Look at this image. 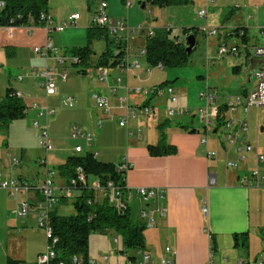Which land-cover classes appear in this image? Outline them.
I'll list each match as a JSON object with an SVG mask.
<instances>
[{"label": "crops", "instance_id": "crops-1", "mask_svg": "<svg viewBox=\"0 0 264 264\" xmlns=\"http://www.w3.org/2000/svg\"><path fill=\"white\" fill-rule=\"evenodd\" d=\"M192 1L194 2V0ZM263 2L264 0H261V3ZM225 3V8L228 9L224 13L223 9H221V14L216 12L218 14V19H216L219 23L218 25L207 19L204 26L197 28H199V32L202 36L205 37L208 49L212 45L209 36L215 35L207 36L203 30L207 26L218 27V35L222 33L221 37H216L218 42H225L229 46H236V50L228 52L225 55L233 57L229 59V61L232 60L230 65L233 67L239 66V68H236V73H233L235 79L231 78L230 80L231 84L236 85V89L238 88L239 93L245 95L254 87L255 80L252 77V69L257 67L260 63L259 58L251 54L250 48L253 45L259 44V41H257L259 38L257 32L264 24L257 26L253 34L254 31L251 32L250 30L251 25L245 23L247 19H245V22L241 21V14L234 17V10L240 8V5L238 3L234 5V1ZM198 5L201 7L207 6V11L210 7H218L210 6L207 0H201ZM238 11L240 10L238 9ZM47 13L52 17L53 25L59 22V19L53 16L49 10H47ZM74 13L76 12L71 13V15ZM80 17L79 15L78 20ZM125 21L127 24L128 19ZM256 22V24H258V19H256ZM237 26L245 27V37L241 36L240 33H232ZM163 27H171V25L164 24L160 28ZM152 30L154 31V29ZM124 31H119L120 37L127 35ZM179 31L176 34H180ZM139 32L137 37L142 38L143 41H140L142 39H138L139 43L137 44H130L128 42V58L132 60L138 57L141 63V59L144 61L145 59L139 56V51L145 45L146 35L142 34L143 30ZM172 34L174 35L173 32ZM197 34L195 35L196 37ZM47 38H50L52 43L50 32H47L44 26H0V49L6 48L7 56L17 55V48H29L33 50L34 46H43ZM101 40H95L93 43H99ZM261 43H263L262 40ZM52 46L55 47L53 43ZM90 46L93 50L91 62L87 66H83L85 72L80 73L81 75H89V77L94 80V83L87 85V88L84 90L86 84L84 77L78 78L77 80L74 76L72 80H67V78L62 80L59 75L54 74L53 79L56 85V92L51 95H46L44 87L42 86L44 82L42 71L39 74L43 80L40 85L43 88H40L43 92L40 93L38 102H43L44 104L34 102L37 100V89L32 85V76L30 73L32 74L36 68H34L32 72L26 69L27 74L25 78H23V75H18L16 79L11 80V77L4 75V73L0 75V79H2L3 84H5V90L6 87L11 85L21 93L24 104L28 106L27 108H30L31 113L28 115H35L36 117L34 120L41 117L45 119V123L41 124L39 128L45 129L50 135L52 149L55 146V154L49 156V160L58 161L56 171L54 172L57 178H53L55 193L60 197L59 203L53 209L57 214L60 203L64 204V202L70 201L73 204V199L78 194L77 190L68 192L67 189H65L66 177L60 172V166L65 163L67 158L76 154L74 153L76 145H82L83 152L81 154L93 152L96 154L95 156L97 159L102 162L118 163L122 160H126L131 166L125 173V184L128 188L144 186L161 188L164 190L163 198L154 202L145 203L134 193L128 202L131 214L133 209H135V214L138 217L137 219H142L143 223L145 219L140 217L141 210L149 211L157 206L166 209L164 216L154 215L155 221L152 228L146 227L151 230V234L144 230L143 248L135 249V255H128V250H126V252L122 250L120 252L126 254L125 256L123 254L113 253L109 256L108 252H93L91 247H88V257L94 259L99 264H128L129 262H131V264H139L141 260L140 250H147L151 256L150 263L157 264L164 255L165 246H170L172 248L174 252L173 258L178 264H207L209 259H211L214 264H223V259L226 260L227 264H234L242 259L254 260L264 255V236L262 237L264 227H257V235L259 233L261 235L260 238H256L259 239L260 242L257 248L258 250L252 252V244L250 243V235L253 228L250 221V209L251 205L254 204V201L251 204L253 194L251 191L254 189L264 190V188L243 184V180L250 177L251 170L257 165L264 170V162L258 163L256 161V153L264 155V152L260 149L258 144L257 146L255 145L254 151L252 152L242 150L246 144H252L244 141L246 132L238 130L239 122H237L236 119L228 121L227 115L228 112H233L235 115L238 110L243 112L242 109L236 108L233 111L227 109L223 105L225 99L218 101L217 90L208 85L210 73L207 70L209 66L215 64L216 61H214V63L211 62L214 57L211 55L206 56V58L210 60L208 63L207 59L205 60L206 74L205 76L198 75L201 80H204L205 89L209 88L216 93V103L219 107V117L213 118L209 128H206L200 116L193 112L189 113L190 109L182 103L178 94L180 87H176V83H174L176 79H169L168 72L156 79L150 78L148 75H151L153 72L152 69H150L152 65L145 62L146 64L143 66L141 64L139 69L126 73L120 68L118 63L113 65L98 63V57L105 48V42L103 46H101V51L98 52L95 51V45L92 44ZM63 55L57 53L56 50V53L51 54L48 60L44 57L46 59V66L53 70H60V68L58 69L56 66H49L48 62L52 59L61 67V65L65 63L60 61ZM243 65H245L248 70L247 73L241 77ZM91 66L93 68L92 75L89 71ZM101 69H106L108 71L107 80L105 81H101L98 77V73ZM19 76L21 77L19 78ZM118 79H120V81H118ZM66 80L67 82L65 85L63 83ZM76 81L78 82L76 83ZM56 83L59 84L57 85ZM160 84H163L162 86H172L177 95L176 105L186 110V112L183 111L182 113L171 115L180 117L178 120H171L170 115L166 113V106L171 104L169 97L167 95L159 96L152 92L153 88ZM91 87H93L91 98L95 103L91 104L93 109L84 108L83 103L87 100V92L89 93ZM126 87H129V90H126ZM70 94H72L75 100H78V104H82V106L66 111L63 108L72 107H64L62 105V100ZM94 94L99 95L105 100L108 107L107 111L94 99ZM121 97L127 98L129 106L137 110L135 116L128 117L124 126H120L119 124L126 114V110L119 100ZM2 99H0V101ZM161 100H164L163 104L160 103ZM33 103H37L39 108L44 106L54 108L55 112L47 116L38 117L39 108H34L32 106ZM144 105H149L153 108V113L150 116H146L140 111V107ZM27 112L28 109L26 114ZM67 115L69 116L67 117ZM196 118L199 119V126L195 124ZM17 119L11 120L10 123ZM110 119L117 122V126L115 127L117 138L115 139L109 131V124H106L109 123L108 121ZM72 121H76V123L73 124L80 126L82 129L94 135L89 145L86 144L83 139L69 137L70 123ZM241 121L246 123L244 119L240 120V122ZM104 123L106 124L105 127H103ZM221 128H224L226 132L224 139L219 135ZM246 128L248 129L247 123ZM263 128L264 127L261 126L260 130L262 131ZM134 132L141 134L136 135ZM161 134L166 144L175 146L176 152L174 154H153L149 151L150 146L158 144L162 138V136H160ZM234 134L238 136V139L230 143L228 141V136H234ZM202 137H206V144L201 143L200 139ZM116 139L117 143L111 141ZM79 140H82L84 144ZM73 141L75 144L72 147L73 144L71 145L70 142ZM210 150L215 152L214 158L207 156V151ZM25 154L26 152L22 150V157ZM47 155L48 154H46L44 159L39 160L38 164L42 166L29 165L25 168L24 172L21 165L20 171L16 173V176L12 174L16 166H8V162L5 159L0 160V172L2 177L20 178L31 183V188L28 191H23L18 196L17 200L11 198L6 190L0 188V228L2 226L6 234L10 231V214L13 215L11 210L16 206L17 201L28 200L29 203L34 206L35 202L39 200L40 196L36 185L45 175L47 169H51L47 166ZM225 160L237 162V167L235 169L227 167ZM28 167L29 169L32 168V170H28ZM28 171H30V173ZM209 174H213L215 177L216 183L213 185L208 184ZM96 181V176L88 175L86 178V185L94 191L96 200L101 201L105 194L102 189L94 187ZM203 202H205L207 208L205 212L202 209ZM59 215L66 214L63 213ZM15 216L26 218L25 222L31 223L30 227L23 228L18 225L17 228L24 232L25 235L32 233L33 236L26 239V242H29L27 248L24 247L25 249L23 248L20 251L15 250V253H12L8 249L7 243L4 250L1 246L0 264H34L37 254L45 250L47 246V239H37L39 236L38 232H40L38 230L41 229L37 227L36 211L34 209L26 216ZM41 232H43V230H41ZM95 234L96 233H91L90 237L96 238L97 236ZM114 241L118 242V239L114 238ZM243 250L246 251L245 257H242L243 253L241 251ZM212 252L213 254L210 257V253ZM103 256H107V259H103Z\"/></svg>", "mask_w": 264, "mask_h": 264}, {"label": "rangeland", "instance_id": "rangeland-1", "mask_svg": "<svg viewBox=\"0 0 264 264\" xmlns=\"http://www.w3.org/2000/svg\"><path fill=\"white\" fill-rule=\"evenodd\" d=\"M102 0H94V2H90L88 0H46V9L49 10L50 13L53 14L56 18L59 19V25L63 24L64 21H66L71 13L76 12L81 17L80 19L76 21L75 24L69 23L65 28L58 32V31H52L50 32L51 39L53 45L56 47L57 53L59 54H65V56H70L71 49L73 47H77L78 45L85 44L86 39V27L91 25V16L94 12V9L97 5L100 4ZM107 4L105 10L109 14V17L113 19H123L127 20L128 23L126 24L128 28H137L138 26L144 27V30L142 34L146 35V32L148 28H152L156 30L157 28H160L162 25L170 24L172 28V32L174 34L178 33L179 29L181 27H202L205 25V22L207 19L214 22L215 24H219L216 19H218V14H221V9H223V13L228 9L226 7V3H229V1H234V5L238 3L240 5V8L234 10V17L238 16V14H241V21L245 22V19H247V25H251L250 30L253 32V34L256 31V27L259 25H263L264 21V2L261 3V0H207L210 6H218V7H210L207 12V16L205 18H201L198 16L197 11L201 7L199 2L201 0H190L188 4L185 5H179V6H171V7H164V8H158L155 6H151L147 4L145 8H141V4L139 1L141 0H133L132 4L129 7H126L125 4L121 0H104ZM205 1V0H204ZM261 3V4H260ZM90 7V8H89ZM111 11V12H110ZM217 12V13H216ZM112 13V14H110ZM212 13V16H211ZM251 15V16H250ZM214 17V18H213ZM214 19V21H213ZM256 19H258V24H256ZM126 22V21H125ZM213 25V24H210ZM88 26V27H89ZM254 29V30H253ZM140 30L136 29V34H130L127 38L128 42L130 44L139 43L138 34ZM250 32V33H251ZM179 33H181L179 31ZM222 33L218 36H209L210 42H212V45L208 49L206 45L205 37L202 36V34L199 32L196 37V47L194 48L193 52L190 54L189 61L186 65L180 66V67H169L164 66L162 68H158L155 65L151 66L150 69H152V74L148 75L150 78L156 79L160 77L161 75L165 74L166 72L169 73V79L173 80L174 83H176V87H180L179 89V96L180 100L183 104L187 106V108L190 109L189 113H197L198 108L203 104V101L199 98L198 94L201 90L205 89V82L204 80H201L198 75H204L206 74V66H205V60L207 59V55H211L212 57L217 56V45L221 42H218L216 37H221ZM214 40V41H212ZM140 41H143L140 40ZM258 43H261V39L258 38ZM94 42V41H93ZM95 45V51H101V46H103L104 41L101 40L99 43H93ZM91 44V45H92ZM137 49V48H135ZM210 51V52H209ZM210 53V54H208ZM243 56V55H242ZM231 56H221L219 59L216 60L215 64L208 67V72L210 73L209 77V86L213 87V89L217 90V100H222L226 98H235L237 96H242V94L239 93L238 88L236 89L235 84H231V78H234V74L232 71V60L229 61V59H232ZM142 66L145 65V61L141 59ZM49 66H56L60 70L58 71H66L68 74L67 80L73 79L74 76L78 80V78H85L86 84L84 90L87 88V85H91L94 83V80H92L89 75H81V73L78 71V69H81L82 66H74L72 62L66 61L61 67L57 65L52 59L48 62ZM46 66V59L44 56H40L37 53H35L32 49L29 48H17V55H6V48L0 49V75L4 73V75L10 76L11 80H14L17 78L18 75H23V78H25L27 72L26 69H28L29 72H32L34 68H36L38 71L30 73L32 85L34 88L37 89V96L34 102H37L39 104H44L43 102L39 101V95L41 92H43V88L40 86L43 82L42 78L40 77V72L43 71V69ZM9 67V68H7ZM44 67V68H43ZM42 68V69H41ZM8 69V70H7ZM247 70L245 65L242 67V73L241 77L247 73ZM92 75L93 68L90 67L89 70ZM235 79V78H234ZM67 80L63 83L66 85ZM3 80L0 79V99H2V96L5 92V84L2 82ZM78 81H76L77 83ZM57 84V83H56ZM59 84V83H58ZM57 84V85H58ZM211 84V85H210ZM42 88V89H40ZM93 87H91V90L89 93L87 92V100L83 103L84 108L93 109L91 104H94L95 102L91 98ZM72 95V94H70ZM75 106L72 108H63L64 110H72L76 109L82 104H78V100H75ZM160 103H164V100H161ZM55 106V105H53ZM28 112L24 118L14 120L10 123V125L7 128L0 129V160L5 159L8 162V166L12 165L13 158H17L19 160V164L15 165L13 176H16V173L20 171V166L22 165V170L25 172V168L27 166H37L39 165V160L44 159L46 154H48L47 158V166L48 168L53 169V171H56L58 161H50L49 156H52L55 154V146L52 150H50L48 153L45 152V150L42 148V146L39 144V133L40 128L35 127L33 125V121L35 119V115H28L30 112V108H27ZM241 109V108H240ZM60 110V109H59ZM58 110V111H59ZM243 111V110H242ZM58 114V113H57ZM228 121H231L232 119H236L237 122H240V120L244 119L248 125V129L246 132V137L244 138V141L250 142L254 147L257 144L259 145L260 149L264 152V128L261 131L260 127H264V106H251L248 107L246 111L241 112L240 110L237 111V113L234 115L232 112H228ZM69 115H67L68 117ZM66 117V118H67ZM70 118V117H69ZM68 118V119H69ZM180 117L176 116H170L171 120H178ZM199 118V117H198ZM196 118L195 124L199 126V119ZM39 125L45 123L44 117H41L38 119ZM109 123V131L111 132V135H113V138H117L115 127L117 126V122L115 120L110 119L108 121ZM76 123V121H72L70 123V126ZM104 123V126H106ZM101 129V128H100ZM136 135H140L141 133H136ZM225 129L221 128L219 131V135L222 139H224L225 135ZM70 137V135H69ZM94 138V135H92ZM81 143L84 144L82 140H79ZM114 143H117L116 140H111ZM72 147L74 146V141L70 142ZM22 150L26 152V154L22 157ZM75 153V152H74ZM226 161V160H225ZM42 166V165H39ZM225 166V162H224ZM1 167V166H0ZM44 167V166H43ZM28 170H32V168ZM1 171V170H0ZM30 173V171H28ZM57 178L56 175L53 176V178ZM4 178V177H3ZM15 178V177H14ZM251 192L252 199L251 204L254 201V204L251 205L250 209V221L251 226L253 227L251 230L250 235V243L252 244V252L257 251L260 242V233L257 235L258 228L264 227V190L260 189H254ZM20 195V194H19ZM76 197H74L75 199ZM73 199V201H74ZM256 205V207H255ZM59 211L58 214H73L74 213V207L72 202H64L60 203L58 206ZM132 220L135 221L138 217L135 214V209H133L132 212ZM10 222H9V232L6 234L5 230L0 228V247L2 246L3 250L6 247L12 252L15 253V250H21L24 247L27 248L29 245V242L27 243L26 239L29 237H32L33 234L29 233L28 235H25L24 232L19 230L17 228L18 225L21 227H30V222H25L26 218H19L16 217L14 214H10ZM28 218V217H27ZM140 219V218H139ZM142 221V219H140ZM258 227V228H257ZM152 228V227H147ZM145 229L146 232H149L151 234L150 229ZM40 232L39 236L41 240L47 239L46 232L41 230H38ZM44 233V234H43ZM256 233V234H255ZM97 237H89V248L91 247L93 252L99 251L101 253L108 252V255L110 256L111 253L113 254H123L120 251H122L123 245L121 242V238L117 235H115L112 231H108L106 233H96ZM264 236V232H262V237ZM114 238L118 239V242L114 241ZM91 239V240H90ZM24 248V249H25ZM44 251V250H43ZM136 250L135 249H129L127 251L128 255H135ZM243 253L242 257H245L246 251H241ZM251 252V253H252ZM11 253V254H12ZM137 254V253H136ZM124 256L126 254H123ZM138 255V254H137ZM1 256V253H0ZM12 256V255H11ZM231 257V256H230ZM251 257V256H249ZM36 259V258H35ZM230 260V259H229ZM1 261V260H0Z\"/></svg>", "mask_w": 264, "mask_h": 264}, {"label": "built area", "instance_id": "built-area-1", "mask_svg": "<svg viewBox=\"0 0 264 264\" xmlns=\"http://www.w3.org/2000/svg\"><path fill=\"white\" fill-rule=\"evenodd\" d=\"M133 0H124L123 3L126 7H129L132 4ZM107 4L105 1H101L100 4L97 6V8L94 10L91 18V22L94 25L97 26H103L106 27L110 37L113 39V44H119L121 46L118 49H114L113 55H117V53L121 50H123L125 53L121 57V61L119 62L120 68L125 71L126 73L131 72L132 70L139 69L141 67V63L138 59V57L129 60V45H128V36L131 33H135L136 29L138 30H144L143 27L138 26L137 28H128L126 25L125 20L123 19H113L110 18L108 13L106 12ZM5 7V0H0V9ZM207 6L201 7L198 9L197 14L201 18H205L207 16ZM79 18L78 13H74L69 16V18L63 22V24L59 25V23L53 25V19L52 17L47 13H41L40 14V20L44 22V27L46 28L47 32H51L53 30L55 31H62L65 26H67L69 23L75 24L76 20ZM30 27V26H29ZM124 31L126 36H119V31ZM207 36L209 35H218L219 29L218 27L214 26H207L203 29ZM153 30L151 28H148L146 35L151 36L153 34ZM257 36L263 41V43H259L256 45L251 46L250 52L257 58H259L260 63L257 67L252 69V77L255 80L254 87L245 95L237 96L235 98H226L224 100L223 105L229 109V110H235L236 108H241L243 111H246L248 107L251 106H264V26L260 27L257 32ZM184 41V37H179L178 41ZM236 50V46H229L225 42H221L217 45V56L211 60L212 63L219 59L221 56L227 54L228 52H232ZM33 51L37 53L40 56H44L47 60L51 57V54L56 53V48L52 46L50 38H47L43 46H34ZM145 55V48L142 47L139 51V56L144 57ZM77 56H65L63 55L60 58L61 62L70 61L72 63H75L77 61ZM210 60L207 59V63ZM158 68H162L161 64L156 65ZM37 69H34V72H36ZM57 74L60 76L62 80H65L67 78V72L66 71H58L51 69L50 67L46 66L43 69L42 76L44 77V82L42 83V86L44 87V90L46 92V95H51L56 92V85L55 81L53 79V75ZM108 71L106 69H101L98 73V77L101 81L107 80ZM21 76H19L20 78ZM120 81V79H118ZM126 90H129V87H126ZM152 92L161 95H167L170 100V105L166 106V113L168 115H174L176 113H182L183 111L186 112V110H183L181 107L176 105L177 102V95L174 92V89L170 85L165 86H156L153 88ZM16 96L21 97V93L16 90ZM199 98L203 101L202 106H200L197 110L198 115L200 116L201 120L204 121L206 128H209L213 118L218 116L219 107L216 103V93L209 88H206L199 92L198 94ZM94 99L99 102L103 108L107 111L108 107L105 102V100L100 97L97 94L93 95ZM120 102L124 106L126 110V114L123 116L121 121L119 122L120 126H124L129 116H135L137 113L136 109H132L129 104L127 98L121 97L119 98ZM75 104L74 96L67 95L62 100V105L64 107H73ZM32 106L34 108H39V105L37 103H33ZM140 111L146 115L150 116L153 113V108L149 105H144L140 107ZM54 108H50L48 106H44L42 108H39V114L40 116H47L49 114L54 113ZM100 123V122H99ZM33 125L35 127H40L39 121L34 120ZM246 123L244 121H241L238 123V130L241 132L246 131ZM69 135L71 138L77 139H83L86 144H90L92 141V134L91 132L82 129L80 126L76 124H72L70 127ZM238 139V136L236 134L229 135L228 141L230 143L234 142ZM201 143L206 144V137H202L200 139ZM39 144L42 146V148L45 150V152H48L52 149V141L50 135L47 133V131L43 128H40L39 133ZM242 150H246L247 152L254 151V146L250 144H246ZM74 152L76 154H80L83 152L82 145H76L74 148ZM95 154V153H94ZM96 155V154H95ZM207 156L214 158L215 152L214 151H207ZM256 161L258 163L264 162V155L256 153ZM19 164V160L17 158H13L12 165ZM117 168L123 172L126 173V171L131 167L130 164L126 160H122L117 163ZM226 166L232 169H235L237 167V162L235 161H226ZM54 171L51 169H47L45 175L40 179V181L37 183L36 187L39 193V200H37L32 206L28 200H18L16 206L11 210V212L17 216H26L28 215L32 210L35 209L36 211V217H37V227L43 231H45L46 235L48 236L51 232V212L53 211L54 207L59 203L60 197L55 193V184H54ZM244 185H253L257 186L259 188H264V170H262L258 165L251 170L250 177L243 180ZM86 184V176L83 174L81 169L78 167L76 175L72 178H70L69 182L66 183L65 189L67 191L71 190H77L78 184ZM215 177L213 174L208 175V184L213 185L215 184ZM95 188H99L102 190H105L98 180L94 183ZM0 188L7 191L8 195L17 200L19 194H21L23 191H28L31 188V183H29L26 180L20 179V178H3L1 176L0 172ZM106 190L104 192L105 196L108 197V200L111 204H113L114 208L116 210H120L123 208H127L128 202L133 196V193L136 194L139 199L145 203L148 202H154L160 198H163L164 190L161 188H155V187H144L139 186L136 188H128L125 184V194L122 195L120 187L115 185L112 180L107 181ZM91 201L90 199L87 200V203L89 204ZM202 209L205 212L207 210L205 202L202 203ZM166 212V209L164 207H155L152 208L149 211L141 210L140 217L145 219V225L146 227H152L154 225L155 216H164ZM213 252L210 253V257L212 256ZM174 252L170 246L164 247V255L160 259V261L157 264H178L174 260ZM150 253L147 250H141V260L139 264H151L150 263ZM56 259V252L52 249L51 244L47 243L46 249L40 253L37 254L36 259L34 261V264H99L94 259L88 257L85 261L83 260L82 256L80 255H73L70 258L69 263H65L63 260H55ZM103 259H107V256H103ZM223 264H227L226 260L223 259ZM128 264H131L129 262ZM207 264H214L211 259L208 260ZM234 264H264V255H261L257 257L254 260H247L242 259L237 261Z\"/></svg>", "mask_w": 264, "mask_h": 264}, {"label": "trees", "instance_id": "trees-1", "mask_svg": "<svg viewBox=\"0 0 264 264\" xmlns=\"http://www.w3.org/2000/svg\"><path fill=\"white\" fill-rule=\"evenodd\" d=\"M89 6L94 0H88ZM104 1V0H102ZM122 2L124 0H121ZM146 5L158 8L185 5L190 0H143ZM91 2V3H90ZM140 4L142 2L139 1ZM46 0H5V7L0 9V26H43L40 14L47 12ZM90 8V7H89ZM180 34H172L171 27L157 28L151 36H145V62L162 67H180L188 63L190 55L185 52L184 41H178L179 37H185L189 33L195 35L199 32L197 27H182ZM232 33H240L245 37V27L237 26ZM86 43L73 47L70 55L77 56L74 66H82L79 72H85L83 66L91 62L93 50L91 43L95 40H104L105 48L98 57V63L119 64L124 51L113 55L114 49L121 46L113 44L106 27L91 24L86 30ZM231 52V51H230ZM233 67V73H236ZM238 71V70H237ZM166 83V82H164ZM163 83V84H164ZM160 84L159 86H162ZM27 107L21 97L16 96V89L9 85L6 87L3 99L0 101V128H6L11 120L25 116ZM219 117V116H218ZM162 138L158 144L150 146L149 151L153 154H174V145L166 144ZM18 165V164H17ZM117 163L102 162L97 159L93 152L75 154L67 158L60 166L61 174L66 177V183L74 177L79 167L83 174L96 176L100 185L106 190L107 181L120 187L122 195L125 194V172L117 168ZM15 166V165H14ZM77 196L73 201L74 213L59 215L51 212V232L47 236V243L51 244L56 252L55 260H63L69 263L73 255L82 256L85 261L88 258L89 237L91 233H106L112 231L121 238L123 252L129 249L143 248L145 223L136 219L132 220L129 206L116 210L107 196L101 201L96 200L94 191L87 185L78 184ZM105 190H103L105 192ZM90 199V203L87 200ZM141 251V250H140Z\"/></svg>", "mask_w": 264, "mask_h": 264}, {"label": "water", "instance_id": "water-1", "mask_svg": "<svg viewBox=\"0 0 264 264\" xmlns=\"http://www.w3.org/2000/svg\"><path fill=\"white\" fill-rule=\"evenodd\" d=\"M146 2L142 0L141 8H145ZM185 52L190 55L196 47V36L194 33H189L184 37Z\"/></svg>", "mask_w": 264, "mask_h": 264}]
</instances>
